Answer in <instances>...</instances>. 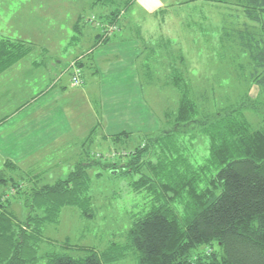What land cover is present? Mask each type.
I'll return each mask as SVG.
<instances>
[{"label": "trees", "instance_id": "1", "mask_svg": "<svg viewBox=\"0 0 264 264\" xmlns=\"http://www.w3.org/2000/svg\"><path fill=\"white\" fill-rule=\"evenodd\" d=\"M111 2L115 1L94 4L107 8L101 21L119 32L120 21L135 0ZM236 6L260 28V34L236 37L252 67L251 84L263 98L259 101L246 93L234 105L201 113L183 74L175 72L171 80L179 95L176 110L164 114L162 129L143 136L126 162L102 164L87 152L85 161L53 183H30L21 191L22 185L12 180L11 195H24L27 212L24 219L18 218L5 193L0 194V264H36L40 259L44 264H116L129 253L137 264H264V125L254 129L245 115L251 111L264 122V0H237ZM97 38L106 43L110 36ZM32 48L23 40L0 38V74ZM78 66L82 70L81 59ZM128 136L112 138L110 157L131 146ZM197 141L203 145L198 144L202 148L194 153ZM91 167L115 175L135 174L129 188L146 199L147 210L134 217L123 245L112 243L98 252L65 243L63 249L82 251L83 256H39L44 227L58 225L63 208L74 207L81 217L93 218ZM0 182L7 185L3 174Z\"/></svg>", "mask_w": 264, "mask_h": 264}, {"label": "rangeland", "instance_id": "2", "mask_svg": "<svg viewBox=\"0 0 264 264\" xmlns=\"http://www.w3.org/2000/svg\"><path fill=\"white\" fill-rule=\"evenodd\" d=\"M1 1L6 2L3 7ZM51 1L53 0H0V26L6 13L11 26L22 30L32 28L28 33L34 34V40L30 38L35 45L32 44L34 51L31 58H43V52L36 48L53 47L56 48L55 54L61 57L58 58L60 64L65 65L74 53L75 43L82 40L88 43L96 32L100 36L104 35V31L89 19L96 16L97 21H103L100 15L106 13L107 8L95 5L96 0H56L55 4H51ZM114 1L111 4L124 3L125 0ZM186 1L188 0H139L144 8L158 9L159 6L161 12L157 15L154 11L151 15L139 12L134 17L133 9L129 8L124 15L123 19L129 27L126 33L128 36L137 37L140 41L138 44L142 43L143 46L154 44L146 49L137 62L140 97L165 122L164 114L175 111L178 106L179 95L173 88L171 77L179 72L184 76V83L190 86L191 98L195 100L201 113L234 105L246 93L260 101L263 95L251 84L252 67L248 55L239 47L241 44L236 37L237 34H260V28L243 16L236 6L237 0H222L221 3L210 0ZM15 5L24 7V14ZM76 14L79 15L78 27L81 31L77 28L74 31L82 34L71 33L70 23ZM60 35L62 39L58 38ZM150 49L156 54L147 55ZM245 115L254 129L263 127L264 122L260 116L251 111L245 112ZM135 139L139 140L138 137ZM137 143L138 141L125 151L132 152ZM195 143L192 150L198 153L202 148L198 144L202 143ZM87 146V152L102 164L114 161L122 164L129 158H111L110 143H102L99 135ZM88 175L93 218L81 217L74 207L63 208L59 224L44 227L39 256L45 253L83 256L82 251L63 249L65 243L72 248L91 247L98 252L112 243L123 245L134 217L141 216L147 210L146 199L134 194L129 188V183L137 178L135 174L115 175L109 169L91 167ZM3 176L7 185L0 186V192L5 193L12 212L24 219L27 212L23 205L24 195L13 198L10 189L12 179L9 176L14 175L4 173ZM14 181L18 182L16 179ZM23 187L22 185L21 191L26 190V185ZM44 263L45 260L40 259L36 264ZM116 264H137V261L129 253Z\"/></svg>", "mask_w": 264, "mask_h": 264}, {"label": "crops", "instance_id": "3", "mask_svg": "<svg viewBox=\"0 0 264 264\" xmlns=\"http://www.w3.org/2000/svg\"><path fill=\"white\" fill-rule=\"evenodd\" d=\"M135 1L130 7L134 17L139 12L144 15L161 12L159 6L146 9L139 0ZM56 2L53 0L51 4ZM1 3L3 7L6 2ZM15 6L24 14V7ZM124 15L121 30L110 36L108 42L99 43L96 32L88 43L85 40L75 43L74 53L65 65L60 64L56 48L40 47L36 49L43 52L42 59H32V50L0 74L1 175L12 174L10 179L20 181L23 186L53 183L85 161L87 145L97 135L102 143H110L111 149L116 135L129 134L134 145L143 136L155 135L162 129L160 117L140 97L137 69L138 59L154 44L143 46L138 44L137 37L128 36ZM2 22L0 38L34 45L30 41L34 34H28L32 28L11 26L6 13ZM79 23L76 14L70 23L71 33L82 34ZM75 28L79 31H74ZM150 50L147 55L156 54ZM72 58L81 59L84 83L80 87L70 83L68 62Z\"/></svg>", "mask_w": 264, "mask_h": 264}, {"label": "built area", "instance_id": "4", "mask_svg": "<svg viewBox=\"0 0 264 264\" xmlns=\"http://www.w3.org/2000/svg\"><path fill=\"white\" fill-rule=\"evenodd\" d=\"M90 22L95 23L100 29L104 31V35L102 36L105 38L106 36H111L113 33L117 32V27L115 25L108 26L102 21H97L95 17H92L89 19ZM80 58L71 60L68 66V70L70 72V83L73 87H80L83 85L84 80H83V72L81 68L78 66V60ZM130 153V152H129ZM126 151H116L111 153V158H117V157H125L129 154ZM12 193V192H11Z\"/></svg>", "mask_w": 264, "mask_h": 264}]
</instances>
